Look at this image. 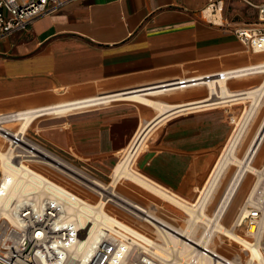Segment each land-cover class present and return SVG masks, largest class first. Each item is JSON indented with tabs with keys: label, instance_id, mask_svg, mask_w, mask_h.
I'll return each instance as SVG.
<instances>
[{
	"label": "crops",
	"instance_id": "0c3cea01",
	"mask_svg": "<svg viewBox=\"0 0 264 264\" xmlns=\"http://www.w3.org/2000/svg\"><path fill=\"white\" fill-rule=\"evenodd\" d=\"M208 2L71 0L37 17L0 37V112L40 109L31 130L101 172L156 117L136 168L195 201L249 104L230 99L264 78V51L205 19Z\"/></svg>",
	"mask_w": 264,
	"mask_h": 264
},
{
	"label": "built area",
	"instance_id": "2783aa9c",
	"mask_svg": "<svg viewBox=\"0 0 264 264\" xmlns=\"http://www.w3.org/2000/svg\"><path fill=\"white\" fill-rule=\"evenodd\" d=\"M69 1L71 0H0V37L28 29L34 19L58 11ZM245 1L257 8V22L254 25L233 27L232 30L247 49L254 52L264 51V0L258 3ZM222 2L209 0L207 6L214 5L213 10L217 12V3L221 6ZM221 24L226 25L223 20ZM36 112L41 111L27 109L0 112V137L5 142V151H10L13 163L37 170L49 181L89 201L86 196L58 181L53 172L50 174L49 171L59 168L48 164L42 156L33 152L34 145H37L58 156L78 172L76 166L56 153V150L72 153L70 148L62 149L48 140H45V143L38 142L34 137L40 136L37 129L33 130V135L30 136L32 122L27 127H24V123L27 116ZM230 121L234 123L233 116H230ZM7 181L0 158V202L7 197ZM54 191V188L48 189L45 186L25 195V198L14 199L11 202L13 222L0 215V264H162L150 244L138 239L129 231L122 232L119 227H100L89 239L85 252L80 256L72 253L70 246L81 238L80 231L74 229V222L67 221L68 212L64 209V202L55 200L52 195ZM100 199H104L102 193ZM109 201H113V198H105V205ZM108 212L133 229L157 240L149 231L139 228L116 213ZM237 220L238 225L245 222L247 227L253 225L258 229L260 221H264V195L257 204L246 200Z\"/></svg>",
	"mask_w": 264,
	"mask_h": 264
},
{
	"label": "bare ground",
	"instance_id": "6f19581e",
	"mask_svg": "<svg viewBox=\"0 0 264 264\" xmlns=\"http://www.w3.org/2000/svg\"><path fill=\"white\" fill-rule=\"evenodd\" d=\"M213 9L214 5L207 6L204 13L205 16L216 21H221L222 18L220 19L219 17H217ZM218 9L221 10L220 5L219 7H217V10ZM261 67L262 65L257 66L256 68L260 69ZM213 82H218L222 87L225 88V79L218 78ZM260 92L264 94V83L260 86H255L252 89L250 88L249 90L244 92V95L236 98L234 97L230 100L242 101L240 99L248 97V94H258ZM231 95L232 92L230 91L228 96ZM226 97L227 96H224V99L222 100H220L219 98V100H215L213 103L228 101ZM142 100L150 104L155 103V101L150 98H142ZM158 106L161 108V110L164 109L163 105L159 104ZM34 116H36V114H31L26 117L24 127H27L29 123L33 121ZM155 118L156 117H154V119ZM154 119L152 121L146 122L142 127H140V129H138V131L135 133L130 144L125 149L120 151L122 155L117 163L116 169L112 171V173L114 172V180L112 178L113 181H110L107 185L100 180L91 178L85 174L80 175L79 172H76V170L72 166L66 164L58 156L48 152L43 148H40L37 145H34L35 148L33 152L35 154H39L40 157L42 156L43 159L48 162V164L56 168H59L61 170L67 169L68 171L77 173L80 178L85 179L89 184L96 186V190L99 192L110 190V193L124 207H127L126 209L129 208V211H134L139 215L141 214L140 216H143L148 222L152 223L156 227L158 232V237H156L157 240L148 237L147 235L136 229H133L123 220L117 218L114 214H110L106 209L104 199H100L96 203H91L88 200H84L76 193L63 188L59 184H55L52 181H49L47 177L41 172L31 169L27 166H20L13 163L11 160L10 151L8 152L3 149H0V158L2 161L5 179L8 181L6 186L7 197L0 202V215H2L4 219L13 222L14 219L12 216L11 202L14 199L20 200L22 198H25V195L34 192L36 189L45 188L46 186L48 189H55L52 195L55 200H63L64 209H66V212H68V215L66 214L67 221H70L71 223L74 222V229L80 231L81 238L76 243H72V245L70 246L72 253L78 256H80L82 252H85V247L89 239L99 230V228L102 226H108L113 229L119 227L122 232L129 231L133 233L138 239L145 241L147 244H150L154 248L155 255L158 256L162 264H241L240 262L234 261L233 259H228L227 257L221 255L219 252H217L216 247L204 243L199 238H196L194 233H192L189 228H182L164 219H161L157 215L150 213V211L140 203L130 201L124 196L119 195L115 191V186L119 178L127 177L137 182L141 186L147 188L148 190L175 202L176 204L184 208L186 212H189L192 216L195 215L196 209H200L198 218L202 217L203 220L207 221V224H209L208 229H210L211 235L215 232L222 233L226 237L239 243V245L242 246V250L248 249L249 259L247 261V264H264L263 242L261 241L258 243H253L249 239L241 235L239 232L235 230H229L221 221V214L230 205V202L233 199V194L235 190H237V187L235 188V185L243 172L250 170L254 173H259V177L248 196V202L257 204L264 195V165L262 166V169H258L256 166L251 165L250 161H248L250 160V158L254 157L255 154L261 149V145L264 142V121L262 122V129L257 132L252 144L247 151L246 158L244 159L239 158L237 155L235 156L236 165L240 167V170L238 171L236 178L230 186V189L224 196L223 201L221 202V204H219L217 213L213 216H210L208 213H206L204 206L200 207L199 204L205 197L204 194L207 192L208 185L211 182H214L217 174H219L218 170L220 168H223L227 157L234 152V146L236 145L238 137L240 136V132L238 131L241 128L240 126L242 124V120H238L236 122V126L233 130L232 136L225 146L222 154L220 155L214 169L212 170L209 180L207 181L208 183L203 189H201V194L195 202L173 195L172 193H169L158 185H155L156 183L151 182V179L149 180L145 175H143L134 167L137 157L148 146L147 137L151 132V129L153 130L154 127L160 122H157ZM248 231L252 235L258 237V235H261V233L264 231V221H260L258 229H256V226H249ZM145 247L147 248L146 245ZM213 254H215L216 256H214Z\"/></svg>",
	"mask_w": 264,
	"mask_h": 264
},
{
	"label": "rangeland",
	"instance_id": "374dc122",
	"mask_svg": "<svg viewBox=\"0 0 264 264\" xmlns=\"http://www.w3.org/2000/svg\"><path fill=\"white\" fill-rule=\"evenodd\" d=\"M222 1L223 2L221 5V10L218 9L217 13H214L220 19L222 18L226 25L233 28L241 25L256 24V7L248 4L245 0ZM252 1L258 3L261 0ZM218 5L219 3H217V7H219ZM202 15L205 19L216 22L214 19L206 17L203 12ZM263 83L264 78L261 83L256 86H260ZM240 100L249 101V104L244 109H240L238 113L231 115L234 118V128L236 126V122L238 120H242V124L240 126L241 128L238 131L240 132V136L238 137V141L234 146V152L227 157L223 168H220L218 170L219 174H217L214 182H211L208 185L207 192L204 194L205 197L199 204L200 207L204 206L206 213H208L210 216H213L217 213L219 204H221V202L223 201L224 196L230 189V186L232 185L238 171L240 170V167L236 165L235 156L237 155L239 158H246L247 151L250 145L252 144L257 132L260 131L263 126L262 122L264 121V94H262L261 92L258 94L251 93L248 94V97ZM260 122L261 124L258 126V123ZM153 132L150 134V136L153 134ZM29 133L30 136L33 135V130H31V127L29 129ZM150 136L148 137V139L150 138ZM34 137L37 139L38 142L40 141L45 143V140H47L42 137L41 133L40 136ZM225 144L220 149L219 154H221L223 148L225 147ZM5 148V142L0 137V149L5 150ZM56 153H58V155H60L61 157L69 160L72 165L76 166L75 168L77 169L80 175L85 174L91 178H96L106 185L110 181L114 180V172L112 173V171L115 164L118 163L122 155L121 153H119L116 163L114 165L104 168L103 172H101L94 166H92L93 168H91L89 164H86L79 157L75 156L73 152L67 153L61 150H56ZM248 161H250L251 165L256 166L258 169H262V166L264 165V142L261 145V149L255 154L254 157L250 158V160ZM134 167L136 168V163L134 164ZM114 169H116V167ZM49 172L50 174L51 172H53V175L58 181L65 183L78 194L86 196L91 203H96L98 200H100L101 193L104 196V199L113 198V201H109L106 204V209L108 211L116 213L121 218L135 223L137 226H139V228L145 231H149L153 234V236L158 237V232L154 225L148 222L143 216H140L141 214L139 215L134 211L131 212L128 210L129 208L126 209L127 207H124L110 193V190L99 192L96 190V186H93L92 184H89L85 179L80 178L77 173L70 172L68 170L63 173L61 172V170L54 168ZM258 177L259 173H254L250 170H247L242 173L241 177H239L238 182L235 185V188L237 187V190H235L233 194V199L231 200L230 205L221 214V221L229 230H235L239 232L241 235H243L245 238L249 239L253 243H258L262 241L264 245V231L261 233V235H258V237L252 235L251 233H249V227H247L246 223L244 222L241 225H238L237 220L238 215L241 212L244 204L246 203V200L248 199V196L253 186L255 185ZM115 191L119 195L124 196L130 201L140 203L141 205L145 206L147 210L150 211V213L157 215L161 219H164L182 228H189L192 233H194L196 238H199L204 243L216 247L217 252L227 257L228 259H233L234 261L240 262L241 264H247V261L249 259L248 249L242 250V246L239 245V243L226 237L222 233L215 232L211 235L210 229H208L209 224H207V221L203 220L202 217L198 218L200 209H196L195 215L192 216L189 212H186L184 208H182L175 202L148 190L147 188L141 186L137 182L127 177L119 178L115 186ZM196 194H198V192ZM197 199L195 200V202L197 201Z\"/></svg>",
	"mask_w": 264,
	"mask_h": 264
}]
</instances>
